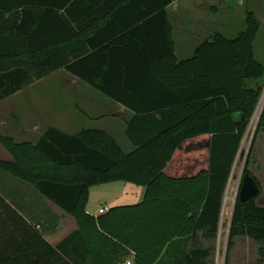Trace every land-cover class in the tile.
Segmentation results:
<instances>
[{"label":"trees","instance_id":"obj_1","mask_svg":"<svg viewBox=\"0 0 264 264\" xmlns=\"http://www.w3.org/2000/svg\"><path fill=\"white\" fill-rule=\"evenodd\" d=\"M175 1L0 0V102L65 70L133 113L126 137L135 147L126 152L100 128L70 134L51 125L36 142L0 133L14 158H0V171L32 184L79 224L53 246L0 193V264H121L130 256L134 264H216L212 246L186 247L199 231L208 240L219 233L264 93L255 52L261 20L248 10L237 37L215 31L179 60L168 13ZM248 165L243 177L252 174ZM115 181L144 186L143 200L90 214L91 188ZM259 195L243 202L238 193L224 264L237 237L264 241Z\"/></svg>","mask_w":264,"mask_h":264},{"label":"rangeland","instance_id":"obj_2","mask_svg":"<svg viewBox=\"0 0 264 264\" xmlns=\"http://www.w3.org/2000/svg\"><path fill=\"white\" fill-rule=\"evenodd\" d=\"M216 3L219 4V1L217 0ZM181 8L191 19L195 17L194 20H197L199 16V18L202 17V23H172L174 26L175 36L173 37L176 41V53L179 58L184 59L187 58L186 56H190L188 51L202 41V38H208L212 31L223 32L229 38L237 37L246 27V12L250 10L255 11L259 18L262 17L261 29L255 42V52L257 59L264 63V0H254V5L243 12L241 20L235 23H205L204 21H206L209 11H204V6L199 2L183 0L181 1ZM169 11L171 13L173 8H170ZM186 27H191L195 30L199 28L198 35L193 38L182 37L181 32ZM185 49L187 52H185ZM262 80L264 82V78ZM119 107L116 102L93 87L83 84L67 71L59 70L43 79L37 80L15 96L0 102V132L13 134L19 140H32L34 142L38 138L37 134L40 131H34L32 127L37 124L42 127V130L54 125L67 131L66 126L68 124L73 125L76 129H82L83 127L105 128L104 123L108 122V124L110 123L109 127L114 130L117 125L116 131L118 133L114 135L123 145L124 150L129 152L132 150V146L127 145L129 139L121 132L127 117L121 115L123 112ZM98 113L100 116L97 119H103L101 122L94 118ZM112 117L117 120V124L113 126L111 124ZM24 125L29 127L25 128ZM257 126L256 121L253 122L252 120L242 141L226 190L217 237L211 240H208L203 234L200 237L208 246L213 247L216 264H224L225 261L231 210L240 192L243 173L247 164H249V170L258 179L261 186L257 202L264 206V133L260 132L257 134ZM119 127L120 129H118ZM27 129L32 131L28 132ZM0 158L12 160L8 152L3 150L2 145H0ZM2 173L0 177L4 179L5 176H2ZM12 177L17 179V181H22L14 176ZM29 185L33 186L30 183ZM130 187L132 190L128 189L125 197L121 200H131L134 204L141 202L140 191L143 188L145 189V187L132 182ZM138 192L139 195L137 194ZM33 222L36 224L35 220ZM229 257L230 264H264V241H258L248 236L237 237Z\"/></svg>","mask_w":264,"mask_h":264},{"label":"crops","instance_id":"obj_3","mask_svg":"<svg viewBox=\"0 0 264 264\" xmlns=\"http://www.w3.org/2000/svg\"><path fill=\"white\" fill-rule=\"evenodd\" d=\"M181 1L183 0H177L168 7V13H169V18H170L171 23H202V20H201L202 17L199 18L200 17L199 16L197 20H194L195 17L191 19V17H189L188 15L184 13L183 9L181 8ZM216 1L215 0H190V2L201 3L204 6V11H209V15L207 19L204 18L206 20L204 21L205 23H228V22L235 23L238 20H241V16L243 12H245L247 9H249L250 7L254 5V0H224V2L223 0H218L219 4L216 3ZM170 8H173V11L171 13L169 11ZM260 20L262 23V17H260ZM198 29L199 28L195 30V29H192L191 27L189 28L186 27L183 29V32H181L182 37L193 38L198 35ZM212 33L213 31L209 34L208 38L212 35ZM173 36H175L174 26H173ZM208 38H202L203 39L202 41L194 45V47L190 49L191 51L190 50L188 51L189 52L188 55L190 56H186V57L187 58L191 57L194 54L196 48ZM185 52H187L186 49H185ZM187 58H184V59H187ZM178 59L182 60L179 57ZM83 84L88 85L86 83H83ZM16 94L12 96H15ZM118 106H120L119 108L123 112V114L121 115H125L127 117L125 118L126 120L124 121L125 126L122 128V131H121L122 133L125 134V137H126L127 120H129L133 116V113L127 110L124 106L120 104H118ZM96 115L97 116H95L94 118L97 119V117L100 116V114L98 113ZM115 116H117V114H115ZM97 121L101 122L103 121V119H97ZM109 124L108 122H105L104 123L105 128L100 127V129H104L108 131L115 137L114 134L118 133V131H116L117 125L115 126V130H114L112 127L111 128L109 127ZM111 124L112 126L117 124V120L113 119V117H112ZM24 127L28 128L29 126L24 125ZM71 127L74 129H72ZM32 128L34 131H40L37 134L38 138L36 139V141L39 140L40 136L46 130V129L42 130V127L39 126V124L34 125V127ZM86 128L83 127L82 129L81 128L76 129L73 125L68 124L66 126L67 131L62 128L60 129L70 134H76ZM118 129H120V127ZM27 130L28 132L32 131L29 129ZM6 135L13 136L19 142L32 141V140H24V139L19 140L13 134H6ZM128 142L129 143H127V145L132 146V150H134L135 147L132 145L130 141ZM0 145H2L1 142H0ZM2 147H3V150H6V148L3 145ZM8 154L11 156L12 160H5V159L4 160L11 161V162L14 161L13 156L9 152ZM1 173L2 171H0V176H1ZM2 174H3L2 176H5V178L2 179L0 177L1 195H3L7 203L10 204L12 207H14L22 217L31 221L32 223H34L33 221L35 220L37 228H39L43 232L45 239L50 244H52L53 246H58L68 236H70L72 233H74L75 231L79 229V224L73 215L67 213L65 210H63L58 204H56L51 199L41 195L33 186L29 185V183H26L24 181H17V179L13 178L12 177L13 175L9 173L4 172ZM5 174L9 175L10 177ZM130 183L131 182L115 181V182L101 184V185L92 187L90 191V200L87 206L88 212L92 215H98L101 212V209L104 207L110 208L112 206L132 205L131 203L134 204V202H132L131 200H121L125 197V193L127 192V190L131 189ZM140 192H141L140 195L143 200L145 189L143 188ZM137 194L139 195V192ZM118 203H123V204H118ZM127 203H130V204H127ZM201 236H202V233L201 231H199L196 241L195 242L190 241L188 247L186 248L187 249H192L196 247L210 248V246H208L207 243L204 242L202 238H200ZM128 259L133 260V256H130Z\"/></svg>","mask_w":264,"mask_h":264},{"label":"water","instance_id":"obj_4","mask_svg":"<svg viewBox=\"0 0 264 264\" xmlns=\"http://www.w3.org/2000/svg\"><path fill=\"white\" fill-rule=\"evenodd\" d=\"M260 185L251 173H245L240 190V200L245 202L260 193Z\"/></svg>","mask_w":264,"mask_h":264},{"label":"built area","instance_id":"obj_5","mask_svg":"<svg viewBox=\"0 0 264 264\" xmlns=\"http://www.w3.org/2000/svg\"><path fill=\"white\" fill-rule=\"evenodd\" d=\"M263 106H264V93H263V96L260 100V103L256 109V112L252 118L253 122L256 121L257 125H258V122H259V119H260V116H261V112H262V109H263ZM251 120V121H252ZM234 208V206H233ZM233 208L231 210V217H232V213H233ZM103 210V208L101 209V211ZM231 217H230V221H231ZM121 264H133V261L131 259H128L126 260L125 262L121 263Z\"/></svg>","mask_w":264,"mask_h":264}]
</instances>
